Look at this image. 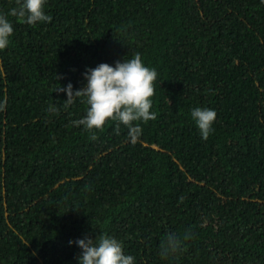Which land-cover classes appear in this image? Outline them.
<instances>
[{"label":"trees","instance_id":"obj_1","mask_svg":"<svg viewBox=\"0 0 264 264\" xmlns=\"http://www.w3.org/2000/svg\"><path fill=\"white\" fill-rule=\"evenodd\" d=\"M0 0V12L15 7ZM0 50V264H78L108 234L135 264H264V0H45ZM140 53L155 120L97 139L68 83ZM55 105L58 113L48 111ZM216 111L201 138L191 110ZM190 238L166 258V234ZM69 241H73L69 244Z\"/></svg>","mask_w":264,"mask_h":264},{"label":"clouds","instance_id":"obj_2","mask_svg":"<svg viewBox=\"0 0 264 264\" xmlns=\"http://www.w3.org/2000/svg\"><path fill=\"white\" fill-rule=\"evenodd\" d=\"M15 7L7 13L0 12V50L9 45V38L14 28L9 16L17 18L21 23L34 25L37 22H51L52 17L45 14V0H15ZM86 84L75 91L68 83L65 87H56L53 91L65 92L64 108L75 103L76 98H84L81 103L86 104L85 115L72 121L75 126L91 133L90 139H97L96 132L103 131L107 122L115 123L114 131L119 134L120 125L128 129V135L135 142L142 133L138 121L147 123L157 118L151 111L155 92V81L158 72L155 68L145 66L141 54L134 53L133 58L116 61L112 66L108 63H99L94 68H87L83 73ZM49 112L58 113L55 105H49ZM216 111L208 107H195L191 110V118L195 122L202 139H207L213 131L212 124L216 119ZM186 231L183 237L168 233L160 245V255L166 258L169 254L177 253L183 240L190 238ZM73 241H69L72 244ZM76 245L81 249L78 255V264H135L131 255L123 251L120 240L104 233L95 239L85 236L77 239Z\"/></svg>","mask_w":264,"mask_h":264}]
</instances>
